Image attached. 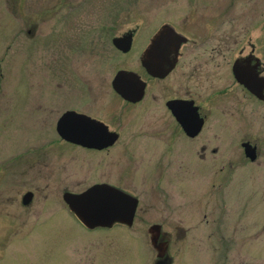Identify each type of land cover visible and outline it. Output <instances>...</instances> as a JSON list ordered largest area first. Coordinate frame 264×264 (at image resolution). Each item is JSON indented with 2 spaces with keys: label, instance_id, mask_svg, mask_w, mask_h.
<instances>
[{
  "label": "rangeland",
  "instance_id": "obj_1",
  "mask_svg": "<svg viewBox=\"0 0 264 264\" xmlns=\"http://www.w3.org/2000/svg\"><path fill=\"white\" fill-rule=\"evenodd\" d=\"M200 2L0 0V264H155L148 228L156 223L171 236L172 264H264V103L237 91L244 106L226 115L215 97L220 124L231 121L239 137L259 145L254 163L238 138L230 159L201 160L185 141L168 160L153 158L149 100L102 113L123 139L101 155L61 143L56 132L65 111H96L87 103L92 41L137 27L145 42L164 23L184 30ZM244 7L235 1L236 16ZM116 8L122 28L101 31ZM100 183L139 198L132 227L88 230L70 211L66 190ZM28 191L34 199L24 206Z\"/></svg>",
  "mask_w": 264,
  "mask_h": 264
},
{
  "label": "flooded vegetation",
  "instance_id": "obj_2",
  "mask_svg": "<svg viewBox=\"0 0 264 264\" xmlns=\"http://www.w3.org/2000/svg\"><path fill=\"white\" fill-rule=\"evenodd\" d=\"M235 1L202 0L199 3L200 9L196 12V16L190 14V24H186L184 30H179L176 25L170 23L162 24V26L170 25L185 40L179 44L177 49L172 48L171 45L164 50L151 49L149 51L152 69L155 71L159 68L162 70L161 75L149 72L143 66L141 59L146 49L151 45V39L162 26L149 41L145 42L137 41L139 34L137 27L124 30L121 34L113 36L112 40H109L107 33H103L105 40L92 41L90 56L94 61V69L88 77L89 98L87 103L95 104L96 111L93 110V115L85 112L80 113L104 123L109 131L118 134V138L112 145L102 149L80 146L59 137L61 143H66L74 149L83 148L90 152H96V155H101V152L112 149L118 145L119 140L123 139L122 131L111 128L109 123L101 119L102 113L116 112L125 106H138L149 100L151 102L149 113L153 119L151 121L153 137L147 143V147L153 158L168 160L171 154L177 153L181 142L185 141L195 144L201 160L230 159L235 154V144L238 138L245 158L251 163L256 162L260 153L259 145L243 136L245 133L241 135L243 137H239L231 127V121L220 124L213 111L220 105L219 100L215 97L225 101L222 109L226 115L232 109L235 110L238 105L244 106L240 100L236 99L237 91L242 92L246 97L264 103V0H238L245 6V11L241 16H236L238 9L235 8ZM66 2L69 5V0ZM19 16L20 21L26 24L25 12L20 11ZM113 16L110 20L104 19L105 28H102L101 31L107 30L108 32L117 30L119 27L122 28L123 24L120 19L123 13L116 8V11H113ZM187 20L188 15L184 22ZM100 26H103L102 22ZM96 31L99 30L96 29ZM127 35H131L129 49L118 48L114 39ZM155 62L158 63V66L155 65ZM172 63L173 67H171ZM120 71L135 73L139 79L145 82V91L141 99L127 100L113 89V79ZM237 71L243 77L242 79L262 98L238 80ZM109 87H111V96L107 98L106 93ZM213 95L214 97L209 98ZM87 103L84 104L85 107L88 105ZM172 104L177 106L173 107ZM112 108L113 110H111ZM117 120L121 124L123 116L118 115ZM181 120L190 122L192 131H187ZM198 124L201 127H197ZM129 143H131L130 137L125 144ZM245 143L255 148V159L252 160L246 154ZM165 166H167L166 162L161 163V167ZM119 189L127 192L122 188ZM31 192L33 201L34 192ZM137 199L139 201V198ZM138 208L139 203L134 222ZM180 222L179 220L178 223ZM153 225L162 226L158 223ZM170 237L165 232L161 234V240L167 241L168 248L171 242ZM168 263H172V258H168Z\"/></svg>",
  "mask_w": 264,
  "mask_h": 264
},
{
  "label": "water",
  "instance_id": "obj_3",
  "mask_svg": "<svg viewBox=\"0 0 264 264\" xmlns=\"http://www.w3.org/2000/svg\"><path fill=\"white\" fill-rule=\"evenodd\" d=\"M184 40L183 36L177 33L170 25H163L151 39V45L142 56L143 66L149 72L161 75L162 70L159 68L153 71L149 61V51L151 49L164 50L171 45L172 48L177 49L179 44ZM114 42L118 48L127 50L130 47L131 35H127L123 38H116ZM155 65L158 66V63L155 62ZM173 65L172 63L171 67H173ZM237 78L241 83L250 87V85L242 79L243 77L238 71ZM145 86V82L139 79L137 74L132 72L120 71L113 80V88L116 92L130 101L141 99L144 95ZM254 92L258 94V92ZM258 96L262 98L261 95L258 94ZM172 106L175 107L177 105L172 104ZM181 122L187 131H192L190 122H185L183 120H181ZM197 127H201L200 124H198ZM57 132L66 141L84 147L98 149L112 145L118 138V134L109 131L104 123L74 110L66 111L59 118ZM244 146L246 147V154L249 155L252 160L255 159V148L248 143H245ZM32 198L33 193L27 192L23 196V204L29 205ZM63 198L70 210L74 212L76 217L88 229L112 228L116 223L132 226L139 203L135 196L106 183L94 184L81 193L65 192ZM149 233L153 246L158 250V256L164 257L167 244L164 241H159L161 226L152 225L149 228ZM156 264L168 263L167 260L164 259L157 261Z\"/></svg>",
  "mask_w": 264,
  "mask_h": 264
}]
</instances>
